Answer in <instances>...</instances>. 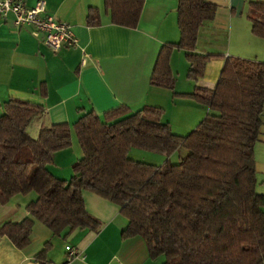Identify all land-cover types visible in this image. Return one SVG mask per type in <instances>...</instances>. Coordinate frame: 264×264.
<instances>
[{
    "label": "trees",
    "instance_id": "obj_1",
    "mask_svg": "<svg viewBox=\"0 0 264 264\" xmlns=\"http://www.w3.org/2000/svg\"><path fill=\"white\" fill-rule=\"evenodd\" d=\"M145 0H105L114 24L137 27ZM219 5L212 0H178V42L163 45L152 85L175 90L171 67L175 49L189 61L188 77L198 82L211 54L197 52L201 27L213 21ZM253 34L264 38V1L249 3ZM102 11L90 7L89 26L102 24ZM191 97L208 113L187 135L175 133L163 121L165 109L145 105L136 111L121 107L100 117L83 113L73 125H43L36 137L32 119L40 104L11 97L0 115V203L16 195L35 193L21 221H7L0 235L18 248L32 241L36 220L61 235L64 230L97 231L102 222L89 212L84 191L121 207L128 219L123 236H142L152 259L161 264H263L264 192L258 190L255 145L264 113V61L229 56L215 88L197 85ZM76 134L82 156L73 175L51 172L55 153L73 145ZM171 155L188 153L175 164L161 165L129 157L132 148ZM52 247L38 254L43 261ZM44 264V263H43Z\"/></svg>",
    "mask_w": 264,
    "mask_h": 264
},
{
    "label": "crops",
    "instance_id": "obj_2",
    "mask_svg": "<svg viewBox=\"0 0 264 264\" xmlns=\"http://www.w3.org/2000/svg\"><path fill=\"white\" fill-rule=\"evenodd\" d=\"M38 1L26 3L34 7ZM45 1L49 15L73 25L78 46L55 52L34 26L16 28L13 15L6 20L0 17V115L11 97L42 105L43 113L29 125L34 137L43 125H73L89 111L104 117L123 106L136 111L145 105L164 108L163 121L169 122L175 133L187 134L206 116L208 106L174 92L191 93L197 85L215 88L229 56L264 61V38L253 34L248 16L249 3L255 0H212L219 5L217 15L201 27L197 52L214 58L207 63L203 77L195 82L188 77L185 51L175 49L171 56L175 90L152 85L151 79L163 45L180 40L178 0H145L135 28L112 23L105 11V0ZM90 7L101 9V25H88ZM74 137L73 132V145L56 152L49 166L52 173L64 179L69 178L73 164L82 156ZM174 153L162 158L161 164ZM255 157L259 191L264 192V113ZM35 197L33 192L0 203V227L28 216L26 206ZM84 197L89 212L102 222L99 230L66 229L54 235L36 220L31 244L25 249L0 235V264H67L73 248L81 252V257L68 264H161L165 260L150 257L142 236H123L128 219L118 204L91 191H84ZM47 242L52 247L41 261L38 254Z\"/></svg>",
    "mask_w": 264,
    "mask_h": 264
},
{
    "label": "built area",
    "instance_id": "obj_3",
    "mask_svg": "<svg viewBox=\"0 0 264 264\" xmlns=\"http://www.w3.org/2000/svg\"><path fill=\"white\" fill-rule=\"evenodd\" d=\"M9 15H13L16 28L34 26L35 32L43 34L45 43L55 52L79 44L73 25L49 15L45 0H39L34 7H28L26 0H0V17L6 20ZM83 63H86L85 59ZM79 257L81 252L73 248L69 252L67 264Z\"/></svg>",
    "mask_w": 264,
    "mask_h": 264
},
{
    "label": "rangeland",
    "instance_id": "obj_4",
    "mask_svg": "<svg viewBox=\"0 0 264 264\" xmlns=\"http://www.w3.org/2000/svg\"><path fill=\"white\" fill-rule=\"evenodd\" d=\"M188 133L189 132H187V134ZM187 134H183V135H187ZM74 140H76V137H74ZM187 153H188V151L186 149H184V148L179 149V151L175 152L173 157H171V159H169V163L170 164L178 163L182 159V157H184ZM165 156L166 155H164V154H161L158 152H153V151H148V150L138 148V147L132 148L131 151L129 152V157L132 159L139 160V161H145V162H149V163H153V164H157V165H161V163H162L161 159L165 158ZM71 172H72V174L69 176L68 179H70L73 175V170H71ZM258 190H260L259 187H258ZM161 257H163V256H161Z\"/></svg>",
    "mask_w": 264,
    "mask_h": 264
}]
</instances>
